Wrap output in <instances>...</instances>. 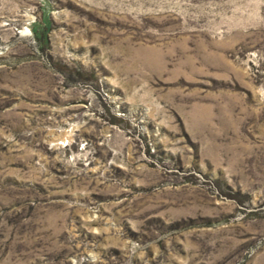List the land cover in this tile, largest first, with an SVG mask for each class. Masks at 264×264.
Instances as JSON below:
<instances>
[{"label":"rangeland","instance_id":"obj_1","mask_svg":"<svg viewBox=\"0 0 264 264\" xmlns=\"http://www.w3.org/2000/svg\"><path fill=\"white\" fill-rule=\"evenodd\" d=\"M0 264H264V0H0Z\"/></svg>","mask_w":264,"mask_h":264}]
</instances>
